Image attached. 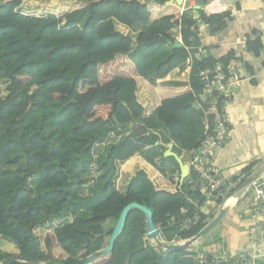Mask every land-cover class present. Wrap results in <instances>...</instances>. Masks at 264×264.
<instances>
[{
    "label": "trees",
    "instance_id": "trees-1",
    "mask_svg": "<svg viewBox=\"0 0 264 264\" xmlns=\"http://www.w3.org/2000/svg\"><path fill=\"white\" fill-rule=\"evenodd\" d=\"M32 1L0 2V238L16 249L0 250V263L21 258L7 264H83L107 246L132 202L151 210L163 242L193 237L214 215L201 211L206 200L213 199L218 210L229 191L201 189L192 169L179 187L172 156L158 157L165 176L137 153L158 145L161 126L185 154L198 149L217 118L209 101L214 98L218 110L226 101L217 89L205 88L217 73L231 77L233 51L195 57L198 25L190 9L180 13L169 0ZM231 14L200 16L223 28ZM177 25L181 47L172 46L170 31ZM168 42V56L152 61ZM249 47L258 49L259 41ZM189 59L186 84L157 81L183 70ZM110 134L118 140L104 146L90 179L93 147ZM19 152L24 174L10 167ZM117 161L123 162L119 170ZM256 163L240 174H252ZM141 174L148 183L136 192L133 183ZM79 211L88 215L43 226ZM198 251L190 246L164 253L147 238L145 214L132 208L112 249L91 264H199Z\"/></svg>",
    "mask_w": 264,
    "mask_h": 264
},
{
    "label": "crops",
    "instance_id": "crops-1",
    "mask_svg": "<svg viewBox=\"0 0 264 264\" xmlns=\"http://www.w3.org/2000/svg\"><path fill=\"white\" fill-rule=\"evenodd\" d=\"M186 4L183 0L179 5L180 13L187 10ZM190 10L198 25L196 32L200 41L195 57L209 55L219 58L228 52L234 53L230 72L236 85L225 108L230 130L215 154L213 165L225 179H231L248 164L257 162L252 172L255 175L258 169L264 168V159H260L264 151V0H196ZM231 10V18L226 20L223 28L216 23L206 24L200 16L201 13L210 16ZM170 35L174 41L181 42L180 26L171 30ZM255 41H259L256 50L249 47ZM170 51L168 42L152 61L165 58ZM189 61L183 70L176 68L157 81L186 84ZM185 157L188 160L190 153ZM257 181H261L260 187L264 190V171L247 186L240 188L239 184L229 190L220 208L226 209L225 214L213 229L193 243L195 249L215 255L224 249L231 254L253 249L257 255L255 264H264V207L257 216H253L251 208ZM220 209L217 210L213 199H207L201 207L203 213H213V217Z\"/></svg>",
    "mask_w": 264,
    "mask_h": 264
},
{
    "label": "built area",
    "instance_id": "built-area-1",
    "mask_svg": "<svg viewBox=\"0 0 264 264\" xmlns=\"http://www.w3.org/2000/svg\"><path fill=\"white\" fill-rule=\"evenodd\" d=\"M195 2L196 0H186L187 4L185 5V9L192 8ZM235 85L236 80H233L232 77L223 80L222 74L217 73L214 75L211 83L206 86V93H210L212 88H215L222 93L226 101L219 110L216 108V100L214 98L209 101V109L216 110L217 112L214 126L212 130L206 132L198 149L189 152L190 157L186 160V163L189 165V171L192 169L197 174L198 185H200L201 189H208L210 192L218 191L222 195H225L231 188L241 184L247 177L252 175L246 176L245 174H238L234 180L232 178L225 179L213 165L215 154L223 146L230 130L229 119L225 108L226 103L233 97ZM260 159H264V151L261 153ZM223 189L224 191H222ZM263 207L264 190L261 189L260 185H256L251 205L253 216L259 215L263 211ZM182 213H185V210H182ZM190 223L191 220L188 219L183 227L187 228ZM176 242H182V240L169 243ZM256 256L253 249H244L235 254H231L224 249L216 255L210 252L198 251L197 259L199 264H219L221 262L226 264H255Z\"/></svg>",
    "mask_w": 264,
    "mask_h": 264
},
{
    "label": "rangeland",
    "instance_id": "rangeland-1",
    "mask_svg": "<svg viewBox=\"0 0 264 264\" xmlns=\"http://www.w3.org/2000/svg\"><path fill=\"white\" fill-rule=\"evenodd\" d=\"M44 1L45 0H33L30 3L38 5V4H43ZM64 1H68L69 2L71 0H64ZM0 2H1V0H0ZM80 22H81V19L78 20V23H80ZM2 93L4 95L5 91L3 90ZM122 128H123V130L125 132L128 131V127L123 126ZM155 132L158 134V136L160 138V140L158 142V145H156L154 147L144 148L143 150L138 152L137 155L140 156V157H143L145 160L149 161L155 168H157L159 171H161L165 176H168L169 175L168 170L166 168L160 167L159 164H158V157L165 152V150L167 149V146L169 144H173L172 151H175L182 158L183 162H186V157H185L184 152L178 146V144L175 141H173V140H171L169 138V136H168L166 130L164 129V127H162V126L159 127V129L156 130ZM117 140H118V136L110 134L104 143L96 144L93 147L92 153H93L94 162H93V164L90 167L89 173L86 175L87 177H89L90 179H94L96 177V175H97V173L99 171V168L97 166V160L102 155L104 146L107 143L116 142ZM122 163L123 162H120V161L116 162L117 170H118L120 164H122ZM10 167L12 169H15L18 172L24 174L25 158L22 155V153L19 152V153L15 154L13 156L11 164H10ZM120 168H121V166H120ZM178 177H179V175H177V177H175L176 181L178 180ZM33 179H34L33 177H28L26 181L28 183L32 184L33 183ZM118 180H117V183H118ZM143 183L146 184L148 182L146 181L145 176L141 174V175H139V177L133 183V190L136 191V192H140L141 187L143 186ZM91 184H92V181H89L85 185L84 190H83L84 194L86 193L87 187L89 185H91ZM149 186L151 187V185H149ZM86 215H88V213L85 212V211H79L75 215L71 214V213H63V214L58 215L55 218H51V219H48V220L44 221L43 226L45 227V229L46 228L50 229L51 227L60 226V225H62L64 223L70 222L75 217L86 216ZM150 241H152V240H150ZM193 243L190 245L192 248H194ZM0 250L5 252V253H16V249H15L14 245L12 243H10L9 241L3 239V238H0Z\"/></svg>",
    "mask_w": 264,
    "mask_h": 264
},
{
    "label": "water",
    "instance_id": "water-1",
    "mask_svg": "<svg viewBox=\"0 0 264 264\" xmlns=\"http://www.w3.org/2000/svg\"><path fill=\"white\" fill-rule=\"evenodd\" d=\"M170 2H175L178 6L182 4L183 0H169ZM181 42L180 41H174L172 43L173 47H181ZM173 148V144H169L167 146V149L165 150V152L163 153V156H172L175 161L178 163L179 166V177H178V184L179 187L182 185L183 181L187 178L188 174H189V165L186 162H183L182 158L175 152L172 151ZM262 171H264V168L258 169L255 173V175H251L249 177H247L241 184H240V188H243L245 186H247L249 183L255 181L257 174L261 173ZM256 185H261V181H257L255 182ZM132 208H136L140 211H142L145 216H146V235L147 238L151 239L152 241H154L156 243V245H158L161 250L164 253H167L169 251H174V250H185L188 249L190 247V245L195 242L196 240L200 239L201 237H203L206 233H208L211 229H213V227H215V225L222 219L223 215L226 212V209L222 208L218 211V213L212 217L207 224L201 229L199 230L193 237L184 240L182 242H176V243H165L160 239V233H159V229L157 228V226L153 223L152 221V213L151 210L145 206V205H141L139 203L136 202H132L129 203L128 205H126L123 210L121 211L119 218L117 220L116 226L114 228V230L112 231L111 235L109 236V240H108V244L106 247H104L103 249L96 251L94 253H92L86 260L83 261V264H91L93 263L95 260H97L100 256L108 253L112 247H113V242L115 240V238L117 237V235L121 232L123 225H124V221L126 218V215L128 213V211ZM185 242V243H184ZM14 260H21V258H10V259H6L4 261H2L0 264H7L10 263ZM27 262L30 263H38L35 260H27Z\"/></svg>",
    "mask_w": 264,
    "mask_h": 264
}]
</instances>
